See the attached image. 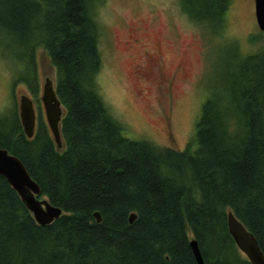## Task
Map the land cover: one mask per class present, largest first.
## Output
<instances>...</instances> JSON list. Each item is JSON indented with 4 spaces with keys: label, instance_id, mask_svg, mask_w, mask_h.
<instances>
[{
    "label": "trees",
    "instance_id": "1",
    "mask_svg": "<svg viewBox=\"0 0 264 264\" xmlns=\"http://www.w3.org/2000/svg\"><path fill=\"white\" fill-rule=\"evenodd\" d=\"M100 0H0V40L57 71L64 150L42 128L25 136L0 117V148L16 156L63 215L42 227L0 176V264H250L228 213L264 255V62L246 57L222 96L205 102L184 151L124 136L97 86L102 60L93 8ZM231 0H180L196 26L223 31ZM98 212L101 223L94 214ZM136 220L130 223V216Z\"/></svg>",
    "mask_w": 264,
    "mask_h": 264
},
{
    "label": "rangeland",
    "instance_id": "2",
    "mask_svg": "<svg viewBox=\"0 0 264 264\" xmlns=\"http://www.w3.org/2000/svg\"><path fill=\"white\" fill-rule=\"evenodd\" d=\"M93 16L102 60L99 94L125 127L126 138L158 148L184 151L195 141L205 102L222 96L246 57L252 65L264 62V32L256 23L254 0H231L219 32L193 24L180 0H100ZM145 36L158 47L162 75L150 69L142 78L136 74V67L144 66V48L133 51L128 44ZM23 53L18 44L0 40L1 118L14 112L18 116L20 99L27 95L20 82L26 67ZM34 60L39 77L56 87L57 71L47 52L39 48ZM64 148L62 140L58 151Z\"/></svg>",
    "mask_w": 264,
    "mask_h": 264
},
{
    "label": "water",
    "instance_id": "3",
    "mask_svg": "<svg viewBox=\"0 0 264 264\" xmlns=\"http://www.w3.org/2000/svg\"><path fill=\"white\" fill-rule=\"evenodd\" d=\"M255 1V18L260 31H264V0ZM43 102L46 108L49 128L58 148L61 147V121L64 115L63 106L56 95L52 81L48 80L45 86ZM20 120L23 132L28 139L33 138L35 128V114L31 101L26 96L20 100ZM0 176L4 177L10 186L18 193L22 202L33 215L39 226L51 225L63 215L60 208L54 207L46 199H41V191L31 178L24 164L6 149L0 148ZM97 223L102 219L98 212L94 214ZM228 229L238 250L245 255L250 264H264V255L260 250L255 237L234 216L228 213ZM136 220V215L130 216V223ZM190 247L197 264H204L198 244L191 241Z\"/></svg>",
    "mask_w": 264,
    "mask_h": 264
},
{
    "label": "flooded vegetation",
    "instance_id": "4",
    "mask_svg": "<svg viewBox=\"0 0 264 264\" xmlns=\"http://www.w3.org/2000/svg\"><path fill=\"white\" fill-rule=\"evenodd\" d=\"M139 29V28H138ZM264 32V31H262ZM145 39L147 42L145 43ZM145 39L142 40L136 37V39L132 40L133 44H128L130 49L134 51L136 48H141L143 46V56L144 59L141 60L144 66H138L136 64V74L138 77L142 78L146 72H144L146 69L152 70V72L162 75L163 70L158 67V61H159V52L158 47L153 43L148 41L147 36H145ZM136 60L135 57H132V61L134 62ZM24 75L21 78L20 82L25 85L27 95H23L28 97V99L31 101L34 114H35V128H34V136L33 138L29 140H33L38 135L39 131L43 128L50 137H53L52 132L49 128L48 120H47V114H46V108L45 104L43 102V96L45 92V86L48 80H50L47 77H39L38 73V63L35 61L34 67H32L30 64H27L26 67H23ZM51 81V80H50ZM53 84V82H52ZM171 87V86H170ZM53 88L54 84H53ZM21 100V99H20ZM21 105V104H20ZM20 105H19V114L18 119L21 124L20 120ZM22 127V124H21ZM23 130V128H22ZM28 139V138H27Z\"/></svg>",
    "mask_w": 264,
    "mask_h": 264
}]
</instances>
